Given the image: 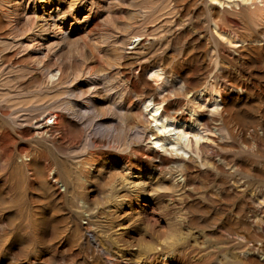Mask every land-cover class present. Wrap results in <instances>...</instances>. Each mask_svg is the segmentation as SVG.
<instances>
[{
	"label": "rangeland",
	"instance_id": "374dc122",
	"mask_svg": "<svg viewBox=\"0 0 264 264\" xmlns=\"http://www.w3.org/2000/svg\"><path fill=\"white\" fill-rule=\"evenodd\" d=\"M219 1L0 0V264H264V0Z\"/></svg>",
	"mask_w": 264,
	"mask_h": 264
},
{
	"label": "bare ground",
	"instance_id": "6f19581e",
	"mask_svg": "<svg viewBox=\"0 0 264 264\" xmlns=\"http://www.w3.org/2000/svg\"><path fill=\"white\" fill-rule=\"evenodd\" d=\"M249 2L253 3L255 2V0L219 1L221 5L224 4L247 5ZM52 23L53 22H51L49 25H52ZM154 76L156 78H159L161 75L159 73H155ZM52 77H54V75ZM199 101L201 102L200 104L203 108H210V107H212L213 109L216 108V99L213 97H208V95L204 93L200 95ZM159 102H160L159 100L155 99L154 101H149V105L146 106V108L151 107L150 112L153 113L152 117L155 120V122L158 123L157 130L159 131V134L157 137L153 138V143L156 145V148L159 150H163L165 152L169 151L170 153L175 152L177 150L176 147H180L178 150H181L182 148H186V149L200 148V142L206 137H204L203 132L199 131L198 126L196 124H193L195 123V120H193L192 123L188 125L186 122L183 121L173 120L170 122V120L166 116H163L162 113H159V116H157V113L160 111V107H161ZM38 127L41 129L42 128L46 129V132L49 131V129L46 128L47 127L46 125L42 124L39 125ZM172 131H176V133L173 135L171 134ZM171 138L174 139V142L170 140ZM168 146H170V149H168ZM157 152L159 151L157 150Z\"/></svg>",
	"mask_w": 264,
	"mask_h": 264
},
{
	"label": "built area",
	"instance_id": "2783aa9c",
	"mask_svg": "<svg viewBox=\"0 0 264 264\" xmlns=\"http://www.w3.org/2000/svg\"><path fill=\"white\" fill-rule=\"evenodd\" d=\"M52 122H54V120H52V121L50 120L49 124H51ZM46 124H47V123H46ZM47 125H48V124H47Z\"/></svg>",
	"mask_w": 264,
	"mask_h": 264
}]
</instances>
